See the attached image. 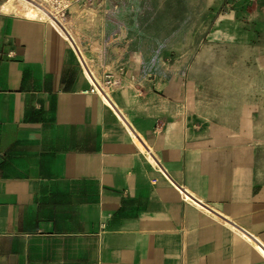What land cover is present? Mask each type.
<instances>
[{"label": "crops", "instance_id": "1", "mask_svg": "<svg viewBox=\"0 0 264 264\" xmlns=\"http://www.w3.org/2000/svg\"><path fill=\"white\" fill-rule=\"evenodd\" d=\"M120 2L61 17L103 93L61 33L0 7V264H264V67L210 97L144 61Z\"/></svg>", "mask_w": 264, "mask_h": 264}, {"label": "rangeland", "instance_id": "2", "mask_svg": "<svg viewBox=\"0 0 264 264\" xmlns=\"http://www.w3.org/2000/svg\"><path fill=\"white\" fill-rule=\"evenodd\" d=\"M144 61L164 60L192 86L225 101L258 83L264 67V0H121ZM164 65V66H166Z\"/></svg>", "mask_w": 264, "mask_h": 264}, {"label": "bare ground", "instance_id": "3", "mask_svg": "<svg viewBox=\"0 0 264 264\" xmlns=\"http://www.w3.org/2000/svg\"><path fill=\"white\" fill-rule=\"evenodd\" d=\"M2 10L6 11V12L14 11V12H16L18 14H21L23 17H26V18H28L30 20L45 21L51 27L55 28L57 30V32L61 33V35L64 38V40H66L67 43L70 44V46H71L76 58L79 59V62L81 64L82 68H83L85 76L88 77V79L90 80V82L93 85V87L95 88V90L97 92H99V93H103L101 85L99 84V82H98L97 78L95 77V75H93L92 72L90 71V69H89V67H88V65L86 63V60L84 59V57H83V55H82V53H81V51L79 49V46L77 45V43H75V41H74V39H73L68 27L65 25L64 21L62 20V18L58 17L55 13H53L48 8H46L44 5H42L38 0H4V5L2 6ZM104 99H105V101L107 102V104L110 107L114 108V110L118 114V116L121 119V121L124 124H126L124 119L120 115L119 111H117V109L114 107L113 103L109 100V98L106 95L104 96ZM150 156H151V154H150ZM153 160L156 163V165L161 170H163L160 167V165L157 163V161L155 160L154 157H153ZM163 172H165V171L163 170ZM165 174H166V176H168V174L166 172H165ZM169 179L171 180V182L174 184V186L176 188L181 189L175 182H173V180L170 177H169ZM186 198L189 199L190 201H192L194 204H199L202 208L206 209L211 214L213 213L214 215H216V216H218V217L223 219V217L221 215H219L218 213H216L213 209L211 210L210 208H208L204 204H201L198 200H195L188 193L186 194ZM227 222L230 223L237 230L241 231L240 228H238L230 220L227 221ZM261 250L264 251V248H261Z\"/></svg>", "mask_w": 264, "mask_h": 264}, {"label": "built area", "instance_id": "4", "mask_svg": "<svg viewBox=\"0 0 264 264\" xmlns=\"http://www.w3.org/2000/svg\"><path fill=\"white\" fill-rule=\"evenodd\" d=\"M42 5L55 13L58 17H62L75 1L78 0H38ZM4 3L0 5L2 7ZM14 12V11H10ZM18 14V13H17ZM26 18V17H24Z\"/></svg>", "mask_w": 264, "mask_h": 264}]
</instances>
